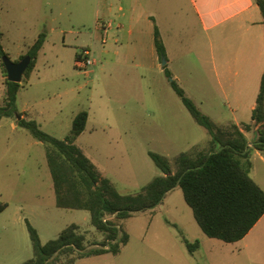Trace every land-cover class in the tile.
Instances as JSON below:
<instances>
[{"label": "rangeland", "instance_id": "rangeland-1", "mask_svg": "<svg viewBox=\"0 0 264 264\" xmlns=\"http://www.w3.org/2000/svg\"><path fill=\"white\" fill-rule=\"evenodd\" d=\"M131 4L130 0H0L1 45L11 62L25 58L44 35L33 71L22 77L13 117L0 120V203L7 206L0 213V264H22L33 258L27 223L43 245L72 224L79 227L87 251L104 238L91 226L87 212L55 206L45 148L17 126V116L65 140L74 117L87 112L86 128L75 145L121 196L142 192L161 175L148 153L164 158L175 172L180 154L202 150L210 141L172 90V80L216 127L230 131L251 123L250 107L264 69L258 73L247 67L243 79L217 82L204 66L189 65L185 55L190 53L179 44L169 49L173 64L162 66L150 34L145 33L143 9ZM130 30L136 40L129 36ZM84 50L93 62L87 73L77 69L75 61ZM5 81L0 64V107ZM244 135L248 143L255 138L253 131ZM249 156L250 176L264 190V152L250 149ZM117 223L129 237L120 254L75 264H264V216L243 240L225 244L201 232L179 188L154 209ZM184 240L199 246L189 253ZM68 259L58 256L53 264H67Z\"/></svg>", "mask_w": 264, "mask_h": 264}, {"label": "trees", "instance_id": "trees-1", "mask_svg": "<svg viewBox=\"0 0 264 264\" xmlns=\"http://www.w3.org/2000/svg\"><path fill=\"white\" fill-rule=\"evenodd\" d=\"M254 1L264 24V0ZM2 37L0 32V64L6 76L1 61V57L6 56L1 45ZM153 38L154 49L161 62L166 59V52L156 27ZM43 42L44 35H40L30 47L27 56L31 62L24 75L28 76L33 71ZM79 59L76 56L75 61ZM166 76L171 77V73L167 71ZM4 84L6 90L4 105L0 107V120L13 117L17 93L21 88V83L6 80ZM171 87L196 125L207 131L210 141L202 150L180 154L175 161V172L164 158L148 153L161 175L133 196L116 193L109 181L98 174L94 165L75 145L86 128L87 112H80L74 117L70 135L65 140L46 134L34 121L22 118L16 122L19 128L26 130L45 148L55 206L62 210L87 212L91 226L104 237L101 243L94 244V248L87 251L84 236L79 234V227L72 224L55 240L43 245L36 230L27 223L33 258L22 264H53L58 256L70 257L67 264L106 254L117 256L129 241L117 221L154 209L175 188L182 191L183 200L190 208L195 223L210 239L234 244L243 240L255 227L264 216V191L250 176L252 165L249 151L264 152V73L251 112V123L234 126L230 131L216 127L174 80ZM252 131L255 138L249 144L244 133ZM6 207V204L0 203V213ZM184 244L189 253L199 246L198 242L191 244L187 240H184Z\"/></svg>", "mask_w": 264, "mask_h": 264}, {"label": "crops", "instance_id": "crops-1", "mask_svg": "<svg viewBox=\"0 0 264 264\" xmlns=\"http://www.w3.org/2000/svg\"><path fill=\"white\" fill-rule=\"evenodd\" d=\"M130 1L143 9L145 33L150 34L153 48V31L158 29L166 52L165 65L173 64L169 49L179 44L190 53L183 54L189 57V65L204 66L210 79L217 82H237L247 67L254 72L256 68L258 73L264 69V24L254 0ZM129 36L136 40L133 30Z\"/></svg>", "mask_w": 264, "mask_h": 264}, {"label": "water", "instance_id": "water-1", "mask_svg": "<svg viewBox=\"0 0 264 264\" xmlns=\"http://www.w3.org/2000/svg\"><path fill=\"white\" fill-rule=\"evenodd\" d=\"M1 61L6 71V80L11 83L20 84L22 81V77L31 62V58L29 56H26L20 62L13 63L6 56H3L1 57ZM161 63L162 66H164L166 64V61L162 59ZM21 119L22 118L20 116H17V121H20Z\"/></svg>", "mask_w": 264, "mask_h": 264}, {"label": "built area", "instance_id": "built-area-1", "mask_svg": "<svg viewBox=\"0 0 264 264\" xmlns=\"http://www.w3.org/2000/svg\"><path fill=\"white\" fill-rule=\"evenodd\" d=\"M89 52L84 50L80 59L76 62V68L87 73V69L93 65V62L88 58Z\"/></svg>", "mask_w": 264, "mask_h": 264}]
</instances>
